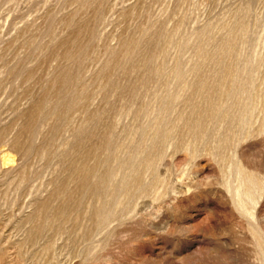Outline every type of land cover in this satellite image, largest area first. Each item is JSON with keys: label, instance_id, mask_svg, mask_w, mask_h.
I'll return each mask as SVG.
<instances>
[{"label": "rangeland", "instance_id": "rangeland-1", "mask_svg": "<svg viewBox=\"0 0 264 264\" xmlns=\"http://www.w3.org/2000/svg\"><path fill=\"white\" fill-rule=\"evenodd\" d=\"M0 264H264V0H0Z\"/></svg>", "mask_w": 264, "mask_h": 264}]
</instances>
